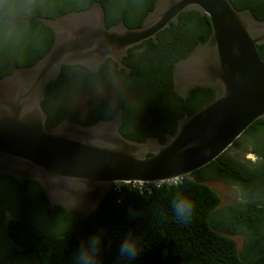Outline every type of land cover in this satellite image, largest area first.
Returning a JSON list of instances; mask_svg holds the SVG:
<instances>
[{"label":"trees","instance_id":"16d2710c","mask_svg":"<svg viewBox=\"0 0 264 264\" xmlns=\"http://www.w3.org/2000/svg\"><path fill=\"white\" fill-rule=\"evenodd\" d=\"M156 1L43 0L26 30L8 39L0 35V78L35 64L51 49L54 32L37 16L57 19L99 2L105 8L108 28L121 21L136 28L142 25ZM231 1L238 10H250L257 19L264 20V0ZM211 32L208 16L197 11L183 12L177 24L172 23L158 34L157 43L149 40L129 51L124 63L130 73L113 69L112 61L105 63L98 73L82 66L65 67L58 80L48 86L43 103L48 115L46 127L51 129L66 119L90 126L114 119L122 109L121 133L125 137L137 141L158 138L165 143L167 136L174 135L181 118L196 113L215 97L213 88L197 87L183 98L175 92L173 84L175 64L205 42ZM259 50L264 58V46ZM117 84L125 91V97L116 96L113 103L103 100L90 110L85 120L78 121V107H71L63 98L70 89H78L77 94L110 92ZM52 92L55 98L50 99ZM56 102L57 111L53 108ZM244 137L251 139L257 163L248 166L226 152L218 159L225 169L213 162L177 184H164L144 193L129 185L116 188L114 184L112 192L88 218L76 211L68 214L61 206L54 211L42 186L37 181L25 180L33 184L27 197L29 221H11L9 228L11 232L23 228L27 264L42 261L74 264L81 243L98 231L105 233L99 264H264V235L250 230L252 226L264 225V190L257 184L264 176V120L256 121L230 149H239ZM212 178L242 188L252 199L219 210L220 195L205 183ZM0 181L19 180L4 175ZM5 188L1 186L0 192ZM177 196L195 203L193 216L187 223L178 221L172 213L171 202ZM55 212L60 215L54 217ZM129 231L142 235L144 240V249L133 262L118 258L119 245ZM222 231L230 234L249 231L254 238L247 241L240 253L236 241L221 234ZM43 241L45 251L39 247Z\"/></svg>","mask_w":264,"mask_h":264},{"label":"water","instance_id":"95a60500","mask_svg":"<svg viewBox=\"0 0 264 264\" xmlns=\"http://www.w3.org/2000/svg\"><path fill=\"white\" fill-rule=\"evenodd\" d=\"M211 20L209 38L173 69L175 92L186 98L197 87L215 97L184 116L165 143L137 141L121 133L123 110L90 126L64 120L51 129L43 108L48 86L65 67L94 73L108 61L130 73L124 59L183 12ZM54 32L48 53L31 66L0 78V176L37 181L52 206L88 218L116 183H157L191 177L215 162L258 120H264V20L238 10L231 0H157L140 27L124 21L107 27L104 6L40 17Z\"/></svg>","mask_w":264,"mask_h":264},{"label":"clouds","instance_id":"9594fccd","mask_svg":"<svg viewBox=\"0 0 264 264\" xmlns=\"http://www.w3.org/2000/svg\"><path fill=\"white\" fill-rule=\"evenodd\" d=\"M37 7L38 0H0V35L8 39L26 30ZM171 210L178 221L187 223L193 216L195 203L187 197L177 196L171 202ZM104 238L105 233L98 231L83 241L74 264H99ZM143 249L142 235L129 231L119 245L118 258L133 262Z\"/></svg>","mask_w":264,"mask_h":264},{"label":"rangeland","instance_id":"374dc122","mask_svg":"<svg viewBox=\"0 0 264 264\" xmlns=\"http://www.w3.org/2000/svg\"><path fill=\"white\" fill-rule=\"evenodd\" d=\"M42 2L43 0H38V4H41ZM113 90L115 91L112 92ZM77 91L78 89L67 90L65 92L66 97L63 95V98L65 102H68L67 104L71 105V107H78L79 116L82 120H85L88 117L90 110L94 107H97L103 100L107 99L110 103H113L116 96L119 97V95H126L125 91L118 84L113 89H111L110 92L97 90L90 93L77 94ZM89 101H92L93 104L90 105ZM55 104L56 105L53 106L54 109L57 108L58 103L56 102ZM55 111H57V109ZM252 151L253 146L251 144V139L244 137L241 140V146L239 147V149L233 148L232 150L227 152V154L233 158H239L241 162H245V159L247 161L245 163L249 166V163L258 162V156H256ZM205 183L220 195L222 203L219 207V210L227 209L231 206L239 205L240 203H247L252 199L246 195L245 191L242 188H239L238 186H232L222 181L212 180H208ZM257 184L259 186H263L264 190V176L261 181H257ZM250 230H252L253 233H260L264 235L263 224L252 226ZM251 233H249V231H243L241 233L234 232V234H230L225 231L221 232V234L230 236L236 241L237 248L240 253L244 251L247 241H252V239L254 238V235H251Z\"/></svg>","mask_w":264,"mask_h":264},{"label":"flooded vegetation","instance_id":"af4514ba","mask_svg":"<svg viewBox=\"0 0 264 264\" xmlns=\"http://www.w3.org/2000/svg\"><path fill=\"white\" fill-rule=\"evenodd\" d=\"M40 17L42 16H37L36 18L39 20ZM111 67L113 69L114 67H116L117 70L120 72L124 70V69H119L117 64H115L114 62L111 63ZM124 71L126 72V70ZM53 98H55V95L52 92L50 93V99ZM81 120L82 119L78 118V121ZM230 150H228L227 152H229ZM244 161L247 162L245 159ZM245 162L242 163L246 164ZM219 166L222 167L223 169L226 168L223 164ZM211 180L221 181L215 178H212ZM0 184H1L0 187L1 186L6 187L0 192V264H27L24 259L25 241L24 238H22L23 228L20 225H18L20 227H17V229L14 230V232H11L12 229L11 226L9 228V225L11 224V221H20V220L29 221V217H28L29 204L27 203L28 202L27 197H28V192L32 190L33 184L26 183V181L23 182L0 181ZM41 203L43 204L42 200ZM56 207L57 206H52L51 204V208L54 211L56 210ZM66 212L68 214L72 213V211L68 212L67 210ZM59 215L60 214L58 212H55L53 216L58 217ZM39 247L42 248L41 250L45 251L47 249L46 241H43L41 245H39ZM41 264H44L43 261L41 262Z\"/></svg>","mask_w":264,"mask_h":264},{"label":"built area","instance_id":"2783aa9c","mask_svg":"<svg viewBox=\"0 0 264 264\" xmlns=\"http://www.w3.org/2000/svg\"><path fill=\"white\" fill-rule=\"evenodd\" d=\"M181 181V179L165 181V182H157V183H142V182H132V183H116V188H120L124 185H129L133 189L139 190L141 193L150 191L153 187H160L164 184H177V182Z\"/></svg>","mask_w":264,"mask_h":264}]
</instances>
